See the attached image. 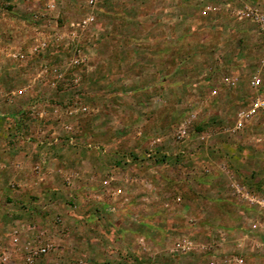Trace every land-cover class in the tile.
I'll return each instance as SVG.
<instances>
[{
    "label": "rangeland",
    "instance_id": "374dc122",
    "mask_svg": "<svg viewBox=\"0 0 264 264\" xmlns=\"http://www.w3.org/2000/svg\"><path fill=\"white\" fill-rule=\"evenodd\" d=\"M244 4L0 0V261L264 264Z\"/></svg>",
    "mask_w": 264,
    "mask_h": 264
},
{
    "label": "built area",
    "instance_id": "2783aa9c",
    "mask_svg": "<svg viewBox=\"0 0 264 264\" xmlns=\"http://www.w3.org/2000/svg\"><path fill=\"white\" fill-rule=\"evenodd\" d=\"M236 16L239 19H250L254 23H256L261 30H264V10L260 9L256 6H252L249 4H244L239 10L236 11ZM235 81L231 80V84H233ZM256 83L258 82L255 81ZM251 110H260L264 111V96H256L252 102H251ZM247 115V114H246ZM184 130L182 129L179 131L180 136L184 135ZM241 187H238V190H240ZM43 251V249H42ZM5 259H2L0 261V264H6L4 263ZM239 263H241V260H239Z\"/></svg>",
    "mask_w": 264,
    "mask_h": 264
},
{
    "label": "crops",
    "instance_id": "0c3cea01",
    "mask_svg": "<svg viewBox=\"0 0 264 264\" xmlns=\"http://www.w3.org/2000/svg\"><path fill=\"white\" fill-rule=\"evenodd\" d=\"M232 80V79H231ZM230 83H231V81H230Z\"/></svg>",
    "mask_w": 264,
    "mask_h": 264
}]
</instances>
